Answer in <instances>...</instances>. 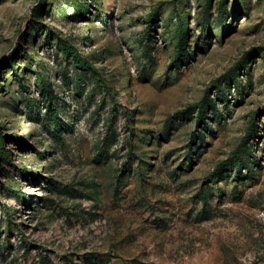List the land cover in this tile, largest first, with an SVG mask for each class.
I'll list each match as a JSON object with an SVG mask.
<instances>
[{
    "label": "rangeland",
    "instance_id": "1",
    "mask_svg": "<svg viewBox=\"0 0 264 264\" xmlns=\"http://www.w3.org/2000/svg\"><path fill=\"white\" fill-rule=\"evenodd\" d=\"M0 264H264V0H0Z\"/></svg>",
    "mask_w": 264,
    "mask_h": 264
},
{
    "label": "trees",
    "instance_id": "2",
    "mask_svg": "<svg viewBox=\"0 0 264 264\" xmlns=\"http://www.w3.org/2000/svg\"><path fill=\"white\" fill-rule=\"evenodd\" d=\"M192 137L196 138V131L193 132ZM240 147V146H239ZM239 149V148H238ZM229 162V158L222 161L216 168L215 172L213 173L215 176H217L221 171L224 164H227ZM206 194V192H204Z\"/></svg>",
    "mask_w": 264,
    "mask_h": 264
}]
</instances>
